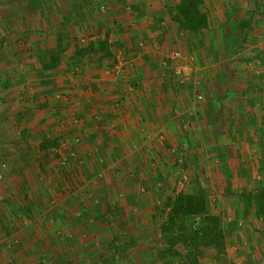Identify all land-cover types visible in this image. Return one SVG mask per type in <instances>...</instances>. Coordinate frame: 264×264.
Wrapping results in <instances>:
<instances>
[{
	"label": "crops",
	"instance_id": "0c3cea01",
	"mask_svg": "<svg viewBox=\"0 0 264 264\" xmlns=\"http://www.w3.org/2000/svg\"><path fill=\"white\" fill-rule=\"evenodd\" d=\"M3 1L1 46L31 60L0 58V169L8 163V175L0 173V264H57L49 231L56 236L59 226L72 238L71 219L100 212L101 197L109 209L134 212L123 218L127 227L144 226L156 221L161 194L174 198L191 180L222 181L220 193L227 172L233 189L264 181L255 169L264 162V0H204L209 27L201 33L175 21L180 0ZM59 31L69 48L45 80L36 55L56 47ZM105 39L111 56L71 58L77 45ZM173 51L183 55L185 83ZM44 138L62 139L42 150ZM70 151L74 175L103 179L88 189L60 182L69 190L58 206L57 186L16 164L25 153L52 168ZM85 190L93 205L73 197ZM21 206L30 215L18 219Z\"/></svg>",
	"mask_w": 264,
	"mask_h": 264
},
{
	"label": "rangeland",
	"instance_id": "374dc122",
	"mask_svg": "<svg viewBox=\"0 0 264 264\" xmlns=\"http://www.w3.org/2000/svg\"><path fill=\"white\" fill-rule=\"evenodd\" d=\"M3 2V0H0V13L3 12L4 7L6 8ZM96 7L98 8V4ZM13 11L15 12V10ZM2 23L0 19V27H2ZM1 44L0 36V58L2 54H6V56L12 55L11 59L13 60L14 58V62L31 60L28 58L29 55L25 56L24 51H9L7 48L5 49L4 46H1ZM3 49L4 51H1ZM2 59L0 61L4 62ZM21 155H23L22 157L24 160L16 164L19 165L21 172H29L30 175H32L35 171L37 173L34 179L35 182L50 185L52 188L57 186L58 190L55 192L58 193V206L68 197L66 193L69 190L67 187L63 188L60 182H63L65 186L67 184L69 188L81 187L88 189V182L94 180V182L100 184L103 179L102 177H99V179L80 178V174H78L79 177H77L73 172L76 163H71L69 167L62 168L59 163L56 162L52 168H49V163L46 160L44 161V165L41 163L38 165V160L34 162L33 159H27L25 153ZM6 165V169L3 171L0 169L3 179L6 174L8 175V173H6L8 171V163H6ZM14 165L15 164H13V166ZM14 168H16V166ZM255 169L261 175L262 171H264V162L256 164ZM213 181L214 184H211V182L207 180L199 182L194 179L191 180L185 188L186 191L189 189L187 192L194 191L198 186L204 188L208 193L210 207L213 212L221 217L222 222L227 223L235 221V231L226 238L225 252L221 256H217L216 250L210 249L206 251L205 256L200 260V264H264V219L257 217L254 208H252L249 215L246 216L244 212V202L241 201L243 192H256L260 189H264V181L261 179L259 187L257 186L251 191H248L244 187L233 189L232 183H230L231 181L226 178V180H223L224 183L226 182L223 193L218 191L222 181L220 182L216 179ZM9 182L12 185L13 181ZM4 185L10 190L9 187L11 186H9V184ZM236 190L238 191L237 193L235 192ZM87 191L88 190H85V192ZM88 192L86 196L77 194L73 197L75 198V196H77L80 205H93L96 199L93 198V195L90 197L91 193ZM142 193H146V191ZM115 194V202L116 204H120L119 200H121V197L118 196L119 193ZM168 198L170 197H166L165 194L159 196V204H156L155 209H153V212H156L155 217H157L155 222L152 224H145L144 226L132 225L128 227L127 225L129 222L124 221L123 218L134 214L133 211H131L133 213L129 212V210L121 213L118 212V210L124 207L117 209V206L115 209H109L108 207L111 205L106 196L105 198L101 197L99 200L97 198L98 201H101V211H93L92 214H87L93 222L90 223V221H88L87 215L79 217L76 214V219H71L74 223L73 229H76L72 233V238H69V236L66 237V233L64 235L62 228L59 226L57 227L58 231L61 232L60 234L54 236V231H49L52 236L51 241L55 240L54 243H52V247H54L57 255L56 258L54 257L56 262L60 261L62 264H117V262L111 260V252L109 250L111 242L115 240L117 243L123 241L131 243L130 257L133 264H176L171 262L172 259L162 258V252L166 248V244L161 238L160 225L166 220V214L163 210ZM111 199L112 202H114V198L112 197ZM135 207L137 209L140 208L139 205L137 206V203ZM139 213L140 211H137L135 214ZM149 213V211L143 212V214L148 216ZM61 217L62 216H60V218H55L54 221L59 220L60 224L62 221ZM180 250L181 252L183 251L182 248H180Z\"/></svg>",
	"mask_w": 264,
	"mask_h": 264
},
{
	"label": "trees",
	"instance_id": "16d2710c",
	"mask_svg": "<svg viewBox=\"0 0 264 264\" xmlns=\"http://www.w3.org/2000/svg\"><path fill=\"white\" fill-rule=\"evenodd\" d=\"M203 2L204 0H180L174 7L176 11L174 19L181 30L201 33L208 29L209 19L202 9ZM66 39L67 36L59 31L56 47L45 49L37 54L38 61L42 63L39 74L45 80L51 77L47 72L58 69L62 55L68 50L69 43H65ZM99 52L102 53L103 58L112 55L108 40L91 42L86 48L77 45L71 58L80 62L87 55H97ZM44 83L46 84L47 81ZM61 139L44 138L41 149L57 147ZM227 179L229 181L232 179L229 172H227ZM241 198L246 216L254 208L257 217L264 219V189L243 192ZM163 211L166 214V220L160 225V234L166 248L162 252V258L172 259V263L200 264V260L210 249L216 250L217 256H221L225 252L226 238L235 231V221L222 222L221 217L213 212L208 193L201 186L194 191L180 192L174 198H168ZM15 214L18 219H22L24 216L28 217L30 211L27 207L21 206ZM180 248L184 252H181ZM130 249V242L117 243L113 240L109 249L111 260L117 264H133ZM57 264L62 263L59 261Z\"/></svg>",
	"mask_w": 264,
	"mask_h": 264
},
{
	"label": "built area",
	"instance_id": "2783aa9c",
	"mask_svg": "<svg viewBox=\"0 0 264 264\" xmlns=\"http://www.w3.org/2000/svg\"><path fill=\"white\" fill-rule=\"evenodd\" d=\"M100 11L105 13L107 11V7L105 5H102L100 7ZM170 59L172 63L175 65V75L176 77L182 82L185 83L186 77L183 74V66L181 65V60L183 59V55L180 51H173L170 54ZM201 99V96L199 97ZM76 142H79L78 139L75 140ZM77 160V154L74 151H70L68 154L62 155V157L59 160V165L62 168L69 167L71 163L76 162Z\"/></svg>",
	"mask_w": 264,
	"mask_h": 264
}]
</instances>
